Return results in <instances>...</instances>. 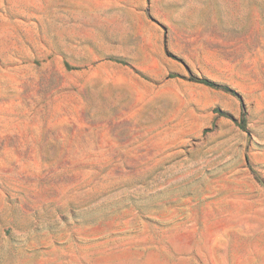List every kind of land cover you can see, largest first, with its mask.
Masks as SVG:
<instances>
[{
    "label": "rangeland",
    "instance_id": "rangeland-1",
    "mask_svg": "<svg viewBox=\"0 0 264 264\" xmlns=\"http://www.w3.org/2000/svg\"><path fill=\"white\" fill-rule=\"evenodd\" d=\"M0 264H264V0H0Z\"/></svg>",
    "mask_w": 264,
    "mask_h": 264
},
{
    "label": "trees",
    "instance_id": "trees-1",
    "mask_svg": "<svg viewBox=\"0 0 264 264\" xmlns=\"http://www.w3.org/2000/svg\"><path fill=\"white\" fill-rule=\"evenodd\" d=\"M197 81L198 82H201V83H203V84H205V85H208V86H211V87H217L216 86V84H215V82H213V81H211V80H209V79H206V78H197ZM228 91H230V92H233V93H235L236 95H238L236 92H234L233 90H231L230 88H226Z\"/></svg>",
    "mask_w": 264,
    "mask_h": 264
}]
</instances>
